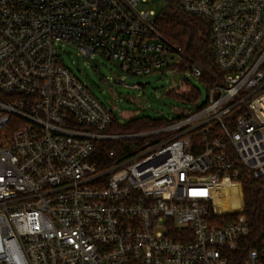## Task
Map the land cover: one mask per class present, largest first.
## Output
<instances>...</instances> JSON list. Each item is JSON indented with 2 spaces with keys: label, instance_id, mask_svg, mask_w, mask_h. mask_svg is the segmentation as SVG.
I'll list each match as a JSON object with an SVG mask.
<instances>
[{
  "label": "built area",
  "instance_id": "1",
  "mask_svg": "<svg viewBox=\"0 0 264 264\" xmlns=\"http://www.w3.org/2000/svg\"><path fill=\"white\" fill-rule=\"evenodd\" d=\"M147 1L0 0V264H264V231L247 247L234 207L242 177L264 180V0H174L207 27L214 73L157 32ZM60 42L129 74L177 72L186 106L107 131L115 115ZM184 70L212 80L203 102Z\"/></svg>",
  "mask_w": 264,
  "mask_h": 264
},
{
  "label": "rangeland",
  "instance_id": "2",
  "mask_svg": "<svg viewBox=\"0 0 264 264\" xmlns=\"http://www.w3.org/2000/svg\"><path fill=\"white\" fill-rule=\"evenodd\" d=\"M167 2V0H149L140 2L138 7L144 10L153 9L156 14ZM57 47L62 61L121 123L129 118L142 116L170 120L178 114L179 107L186 106L179 97L168 92L174 85L173 70L164 68L139 76L126 73L121 70L118 61L106 58L99 53L84 56L71 42H60ZM181 74L182 82L194 86L199 91L197 101L203 102L207 95V85L192 75L189 70H184ZM115 79H122L129 84L135 83L140 86L136 89L129 88L122 84H115ZM222 208L223 204L220 203L217 209L222 210ZM227 209H229L228 202Z\"/></svg>",
  "mask_w": 264,
  "mask_h": 264
},
{
  "label": "trees",
  "instance_id": "3",
  "mask_svg": "<svg viewBox=\"0 0 264 264\" xmlns=\"http://www.w3.org/2000/svg\"><path fill=\"white\" fill-rule=\"evenodd\" d=\"M167 1V4L154 17L157 32L171 43L179 45L185 55L199 63L205 70L216 72L209 32L205 24L200 18L176 7L174 0ZM172 69L181 71L182 67L173 66ZM199 79L206 85L212 81L207 72H203ZM168 92L180 99H189L188 95L179 93L174 88ZM198 94L197 90L192 93V96H198ZM163 124H165V120L152 119L147 116L129 118L126 122L119 124H116V118H113L107 131L133 132ZM114 145L116 144L113 142H104L100 148L98 147V153L102 154L107 149L113 148ZM263 182V179H254L248 175L242 177L243 196L234 200L235 215L244 214L248 221L249 232L245 241L247 247L252 246L264 231L263 200L259 194Z\"/></svg>",
  "mask_w": 264,
  "mask_h": 264
},
{
  "label": "water",
  "instance_id": "4",
  "mask_svg": "<svg viewBox=\"0 0 264 264\" xmlns=\"http://www.w3.org/2000/svg\"><path fill=\"white\" fill-rule=\"evenodd\" d=\"M172 77H173V79H174V81H175V84L173 85V88H174V89H177L178 86H179L178 73L175 72V71H173V73H172Z\"/></svg>",
  "mask_w": 264,
  "mask_h": 264
}]
</instances>
